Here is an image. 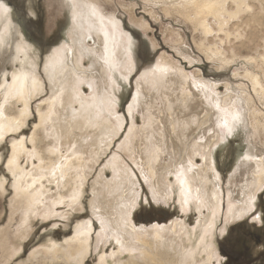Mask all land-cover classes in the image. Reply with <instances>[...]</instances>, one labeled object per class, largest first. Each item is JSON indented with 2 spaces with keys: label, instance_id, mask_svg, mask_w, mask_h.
Here are the masks:
<instances>
[{
  "label": "bare ground",
  "instance_id": "6f19581e",
  "mask_svg": "<svg viewBox=\"0 0 264 264\" xmlns=\"http://www.w3.org/2000/svg\"><path fill=\"white\" fill-rule=\"evenodd\" d=\"M141 1L148 16L155 17L156 6L166 18L189 25L199 53L216 69L240 60L244 66H255L258 72L247 69L235 77L251 84V95H241L247 100L253 138L264 144V0ZM65 3L70 7L71 27L62 46L47 56L44 79L36 53L15 30L10 9L0 1V50L16 37L12 42L16 66L10 80L8 75L0 79V145L7 139L12 145L6 170L14 190L9 225L0 230V264L20 256L39 216L53 218L62 206L67 208L64 218L70 219L74 211L84 209L87 195L99 228L92 221L77 222L71 238L63 243L48 240L32 251L30 260L86 264L94 253L96 264H214L219 260L217 233L222 236L230 223L250 214V202L264 190V157L242 155L241 150L245 189L236 196L233 191L228 194L230 208L221 223L223 192L214 153L224 151L232 137L233 123L242 111L239 97L229 83L220 92L218 84L205 80L201 69L188 71L185 62L166 53L137 80L126 109L132 123L118 151L139 169L157 203L173 202L184 214V219L168 225L137 226L132 213L138 207L140 183L122 157L116 154L108 164L112 179H105L102 169L89 186L95 166L124 127L116 109L121 86L134 70L131 35L124 31L125 21L107 12L105 0ZM135 24L148 28L145 23ZM173 31L169 32L171 41L176 38L177 52L194 67L199 58L179 49L182 37ZM251 51L256 54L244 56ZM45 80L49 95L42 99ZM40 98L37 122L27 136L32 103ZM136 112L141 114V125L134 120ZM3 179L1 197L7 192ZM191 212L198 214L193 227L187 222ZM14 222L18 225L12 231ZM108 246L112 249L106 253Z\"/></svg>",
  "mask_w": 264,
  "mask_h": 264
},
{
  "label": "rangeland",
  "instance_id": "374dc122",
  "mask_svg": "<svg viewBox=\"0 0 264 264\" xmlns=\"http://www.w3.org/2000/svg\"><path fill=\"white\" fill-rule=\"evenodd\" d=\"M0 1H2L3 4H7V7L10 9L15 30L24 35L23 38L26 43L31 47L33 53H36L35 60L38 65V72L45 79L43 72L45 60L53 50L62 46L66 33L71 27V17L68 13L70 7H67L65 0ZM145 5L146 4L141 0H105L104 6L105 9H107V12L110 15L117 14L121 19L120 21H125L123 22L124 31L131 35L130 38L134 47L132 48L130 55L132 57L131 62L134 64V70L130 80L121 86V91L119 93L120 101L118 102L119 105L116 109L117 114L124 118V127L110 152L95 166V171L89 181V186L94 178L99 176L102 169H106L105 179H112V171L107 168L111 159L117 154L135 171L136 180L140 183L136 188L138 207H136L132 213V219L137 226L152 227L156 224L168 225L177 218L184 219V214L180 211L176 202L174 203L176 206L173 205V202H171L170 205L161 202L157 203L152 197L151 190L147 183H145L139 169L134 166L132 161L123 152L118 151V146L124 141V139H126L125 137L129 131L128 129L132 123L126 109L136 93L135 84L141 75L152 70L159 57L166 53L177 62H185V67L188 71H197V69H201L202 76L205 80L213 84H218L220 92L224 93L226 91L224 85L229 83L235 95H237L241 101L242 111L241 115L236 118L233 123L231 131L232 137L228 140V144H226L224 151L223 149H220V147V150H217L214 153L216 170L219 177V187L223 192L222 212L220 213V221L223 223L228 216L230 208L228 205V194H232L233 191L234 196H236V193H242L245 189L244 177L242 175V164L240 162V151L242 150V155L250 153L254 156L264 157V144L257 142V140L255 141L253 138L254 132L253 128H251L252 123L247 109V100L242 96L243 93L248 96L251 95V84L245 78L241 79L235 77L236 73L244 74L247 69L254 72H258V70L253 65L244 66V63L241 60V62L233 63L231 66L225 67L222 70L216 69L215 64L207 63L206 57L199 53L194 43L195 34L189 25L179 22L174 17L166 18L165 14L156 6L153 8L156 13L155 17H150L145 12V7H147ZM155 18L157 20H155ZM135 22L147 24V30L142 29L139 25H136ZM173 30L179 31L182 37V42L178 46L179 49H182L183 51L186 50L185 52H187L188 55L191 54V58H199V63H195L194 67H190L185 57L177 52L176 46H174L176 38L173 37L174 39L171 41L172 33L169 32ZM246 32L249 33V30L247 29ZM15 38L16 37L13 35L9 45L0 50V79L2 76L8 75L7 79L10 80L9 74L16 66L13 61L14 43H12L15 42ZM12 39H14V41H12ZM262 49L259 48L257 52H261ZM255 54V51H251L250 53L244 54V56H249L248 58H250V55L252 57ZM83 88L85 94L89 95V88L86 85H84ZM45 89L46 92L43 94L42 99H45L46 96L49 95L47 81ZM40 100L41 98L36 99L32 103V116L28 121L29 127L24 130V133L27 136H30L31 134L30 132L33 128V123L37 122L38 105L42 101ZM1 103L2 100L0 101V107ZM259 108L263 110L260 104ZM134 120L137 125H141V114L136 112L134 114ZM9 141L10 140L7 139L0 145V181L4 178L3 180L6 181L7 186V192L4 196H0V230L9 225L8 219L11 214L10 200L14 195L12 187L13 179L10 173L6 170L12 148ZM24 162H26V160L23 161V164ZM197 162L199 164L202 163L200 158H197ZM89 197L90 195H87L84 209L80 212L74 211L70 219H66V217L64 218L67 208L61 206L56 208L57 214L55 217L45 220L39 216L33 221L32 231L22 246L20 256L14 258L9 264H50L48 260L42 261L40 258H38V260L40 259L39 261L30 260L29 255L32 251L44 245L48 240L63 243L66 239L71 238L77 222L83 220L92 221L97 230L100 224L92 215V212L87 205ZM261 197H264V190L258 194L256 200L257 204L261 203ZM250 214H247L244 218L234 223H230L227 226V231L222 236L217 233L214 242L216 244V251L219 260L214 261V264H264V230H262L264 229V224L258 222L247 224L246 221ZM197 217L198 214L196 212H191L187 217V222L193 227L196 224ZM17 225V222L11 224V230H16ZM234 229L236 231H233ZM243 234H247V248L244 246L232 247L231 245L225 244L230 238L234 240L236 237ZM111 249L112 247L108 246L105 248V252L109 253ZM225 252H227V255H225ZM97 259L98 256L93 253L86 261V264H96ZM51 264L62 263L55 262Z\"/></svg>",
  "mask_w": 264,
  "mask_h": 264
},
{
  "label": "snow or ice",
  "instance_id": "6c2138e0",
  "mask_svg": "<svg viewBox=\"0 0 264 264\" xmlns=\"http://www.w3.org/2000/svg\"><path fill=\"white\" fill-rule=\"evenodd\" d=\"M249 211L251 212V214L249 215L246 221L247 224H252L253 222L264 224V197H261L260 204H257L255 198H253V200L249 204ZM233 231L236 230L234 229ZM225 244L231 245L232 247L244 246L245 248H247V234H243L239 237H236L234 240L230 238L228 241L225 242ZM225 255H227V252H225Z\"/></svg>",
  "mask_w": 264,
  "mask_h": 264
}]
</instances>
